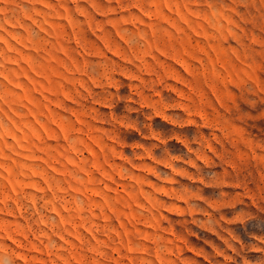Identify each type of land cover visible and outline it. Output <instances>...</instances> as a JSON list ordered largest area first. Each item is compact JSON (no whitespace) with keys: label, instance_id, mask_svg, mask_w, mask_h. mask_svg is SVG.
Listing matches in <instances>:
<instances>
[{"label":"rangeland","instance_id":"rangeland-1","mask_svg":"<svg viewBox=\"0 0 264 264\" xmlns=\"http://www.w3.org/2000/svg\"><path fill=\"white\" fill-rule=\"evenodd\" d=\"M0 264H264V0H0Z\"/></svg>","mask_w":264,"mask_h":264}]
</instances>
